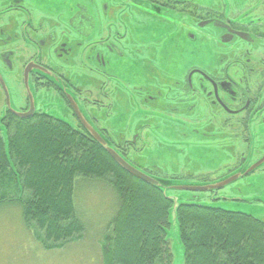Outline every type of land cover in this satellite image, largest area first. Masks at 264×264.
<instances>
[{
    "label": "flooded vegetation",
    "instance_id": "af4514ba",
    "mask_svg": "<svg viewBox=\"0 0 264 264\" xmlns=\"http://www.w3.org/2000/svg\"><path fill=\"white\" fill-rule=\"evenodd\" d=\"M73 6L0 0V78L9 98L5 76L16 86L19 112L56 117L42 107L51 93L59 119L86 134L81 120L91 123L140 170L195 183L186 186L219 185L175 189L189 195L187 202L216 204L237 195L251 175L264 174V0ZM148 17L158 30L142 37ZM0 94L4 108L1 83ZM118 106L128 117L116 130L106 117ZM2 111L3 124L15 115ZM148 153L169 163L159 168Z\"/></svg>",
    "mask_w": 264,
    "mask_h": 264
},
{
    "label": "trees",
    "instance_id": "16d2710c",
    "mask_svg": "<svg viewBox=\"0 0 264 264\" xmlns=\"http://www.w3.org/2000/svg\"><path fill=\"white\" fill-rule=\"evenodd\" d=\"M3 118L0 209L18 206L45 248L82 238L76 190L98 181L116 198L101 232V264H172L167 228L175 202L162 188L123 170L94 139L58 117L11 115L5 124ZM176 215L182 264H264V219L196 202H182Z\"/></svg>",
    "mask_w": 264,
    "mask_h": 264
},
{
    "label": "rangeland",
    "instance_id": "374dc122",
    "mask_svg": "<svg viewBox=\"0 0 264 264\" xmlns=\"http://www.w3.org/2000/svg\"><path fill=\"white\" fill-rule=\"evenodd\" d=\"M79 1L58 0V4L62 5L65 9L70 4L76 6V4L83 2V0ZM85 1L87 2V0ZM148 13L151 15V12ZM151 16L158 18V15L155 14ZM157 30L158 22L152 20L150 17L146 18L140 26V34L142 37L154 36ZM175 54L176 51H173V55ZM118 76L114 82L118 87L122 88L121 84L124 83L125 79L122 81L119 79L121 77ZM5 81L10 91V105L14 110L18 111V105L15 99H19L17 88L14 84H10L11 80L8 76H5ZM29 89L31 93H33L32 91H34V88L31 84L29 85ZM18 92H21L20 85ZM2 103V95L0 94V113L2 109L3 111L5 109L2 108ZM42 107L49 110L48 112L53 116L58 117V115H63L60 113L61 107H59V105L57 107V102L51 93L43 97ZM122 110L123 108L120 106L115 107V109L109 113V116L106 117L108 125L112 129L116 128L117 130L120 126L124 127L123 117L127 118L128 116L125 112H120ZM100 120L103 123L104 120ZM104 124L106 126L105 122ZM0 126L2 125L0 124ZM0 133L2 135V129H0ZM2 136L4 145L6 146L7 136L5 130ZM148 154L150 155L148 156L153 159L152 163L156 164L159 168L163 169L166 164L169 163L167 159H164L162 156L155 157L152 153ZM173 170H176L175 165L173 166ZM150 176L156 178L154 174ZM169 183L172 186L195 184L193 181L185 179L176 181L169 180ZM165 191L168 196H172L177 202H187L186 200L190 198L189 195L185 196L184 193L177 194L175 188L165 189ZM223 193L231 196L226 191H223ZM247 196L249 197L246 198ZM250 199L252 200L248 203ZM75 203L78 207L77 210L82 213L81 218L85 226L82 238L70 241L60 248L56 247L51 249L45 248L40 241L32 236L31 231L23 222L21 210L18 206L12 205L0 209V264H101V232L104 231V227H106L115 211V193L101 182L95 181L86 185H80L77 188ZM215 205L226 209L239 210L257 218L264 219V174L255 173L251 175L245 186L242 187L237 195L221 199ZM170 213L173 214V210H171ZM169 218L171 224L167 228V237L170 239L173 252L172 264H182L184 250L179 234L178 222L174 220L170 214Z\"/></svg>",
    "mask_w": 264,
    "mask_h": 264
},
{
    "label": "water",
    "instance_id": "95a60500",
    "mask_svg": "<svg viewBox=\"0 0 264 264\" xmlns=\"http://www.w3.org/2000/svg\"><path fill=\"white\" fill-rule=\"evenodd\" d=\"M0 83L2 85V88L4 90L5 93V109L4 110H9L11 111L13 114H15L18 117L21 118H26L28 117L30 114L29 113H22L19 111L14 110L11 105H10V98H9V94H8V90L6 88V85L4 83V81L0 78ZM76 110V109H75ZM82 123L81 125L83 126V128L90 134V136L110 155V157L126 172H128L129 174L135 176L138 179H141L142 181L152 185V186H156L159 188H162L165 192V189L167 188H175L178 190H194V191H204V190H208L211 188H215L217 186H186V185H174L172 186L169 181L167 180H162L159 178H155L152 177L150 175H148L147 173H145L144 171L140 170L139 168H137L136 166L132 165L131 163H129L122 155H120V153H118L113 146L102 136L100 135L96 129L88 122L81 120ZM0 129H2L4 131V128L2 126H0ZM4 133V132H3ZM7 148V145H6ZM224 184V183H223ZM166 194V193H165ZM168 196V195H166ZM170 198H173L171 196H168ZM174 200V198H173ZM175 204L173 205V207L170 209L173 210V214L170 213V216L173 217L174 220H177V215H176V208L179 204H182V202H177L176 200H174ZM226 209V208H225ZM227 210H231V209H227ZM231 211H239V210H231ZM242 212V211H240ZM246 213V212H244ZM170 221V218H169ZM178 222V220H177ZM171 224V221H170ZM179 228V227H178ZM184 250V247H183ZM184 255V252H183Z\"/></svg>",
    "mask_w": 264,
    "mask_h": 264
}]
</instances>
